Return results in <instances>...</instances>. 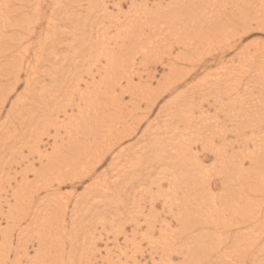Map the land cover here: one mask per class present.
I'll use <instances>...</instances> for the list:
<instances>
[{
	"label": "rangeland",
	"instance_id": "374dc122",
	"mask_svg": "<svg viewBox=\"0 0 264 264\" xmlns=\"http://www.w3.org/2000/svg\"><path fill=\"white\" fill-rule=\"evenodd\" d=\"M11 1L13 2V0ZM11 1L9 2L11 3L9 4L11 11H6L10 13L7 14L10 18L8 20V26H10V22L17 23L16 20L19 21L20 19L21 21L24 19L20 15V12H24L22 11L23 9H20L16 5L15 7H11ZM100 1L99 6V1L94 5L96 6L94 11L97 13H102L103 11L104 14L100 19L106 24L112 22V28L109 30L110 36L107 35L108 38L104 37L106 42L112 43L116 38V32L120 30L113 27L117 21L114 13L117 9L114 5L118 4L120 0ZM170 1L163 0V3L166 4ZM198 1L204 2V5L198 10L204 13V19L215 18L222 14L223 10L231 9L230 0H225L220 7L218 6V0H212L211 3L205 0ZM17 2L18 0H16V4ZM51 2V0H45L43 2V8L40 11V15L46 21L49 18V10L52 7L50 5L55 1L53 0ZM145 2L149 5L148 7L153 6L155 9L156 4L159 3L158 0H139L137 5L141 6ZM122 3L123 8L127 10L126 13L129 12L130 0H123ZM74 4L76 6L75 10L87 7L85 0H75ZM223 6H225V9H223ZM104 8H106L105 11ZM235 9L245 17H248L247 10L251 14L250 18L247 19L249 20L247 25L242 27L237 26L238 31L243 33V37L240 40L238 39L239 37H234L229 40L230 43L228 44V40L223 39L224 35L212 36L207 33V36L200 41V37H197V32L202 31V26H199L201 28L198 31H195V29L192 30L194 35L189 39L190 42L188 41L186 50L177 47V42L175 43L174 41V46L170 49L172 52L166 50L168 54L162 53L160 49H156V51L149 49L151 52L147 56L143 53V48L140 50L137 49L138 52L136 53L134 51L133 56L130 53V59H126L127 64L119 68L121 70L120 73H122L127 66H131L127 69L132 73V86H130L133 89L128 90V79L126 77H123V79H127L126 81L123 79L120 80L121 82L123 81L121 83L122 85H117L116 90L119 93L123 91L122 94H125L121 99V105H111L114 103L111 102L112 96L109 95L111 92L109 89L115 85L113 83L108 88L107 94H101L102 96H106V103L102 105H106L107 111L108 109L110 110L107 114L102 112V105L100 107L96 106L93 101L90 102L89 106L85 107L83 104L85 101L80 102L76 100L72 109L67 107L69 119L74 118H70L72 115L77 116L78 110L82 107L86 108V112H89L90 116H94L97 113L96 115L99 117L97 119L103 120L104 122L101 127L97 128L95 134L90 129L86 131V125L80 128L82 129L80 133H78L80 129L74 132V128L72 130L70 129L75 124V122H72L73 124L62 123L63 127L59 130L60 136L54 138V127L46 124L45 119L48 117L45 115L46 113L44 111L30 112L28 110L29 105H33L32 102L34 100L37 104H39V100L36 101L37 99L31 96L32 93L25 88V79L27 77L25 76L26 74H21L22 78L18 84L19 86L17 85L16 91L13 93L10 92L9 100L7 99L4 105L0 103V106L1 104L3 106L0 107V125L3 123L4 125H8L5 126L6 129L0 130V264H181L183 257L180 253L184 248L187 249V246L185 240L177 239V235H174L179 225L176 222L175 215H173L175 211L168 207L170 203L166 192L169 191L167 179L170 175L166 173V170L163 175L158 174V167L149 165L146 162L141 167L142 169L140 168L144 172H138L139 174L135 178V176L129 173L134 169L130 165L138 161L140 151L146 148L153 137L161 136L159 132L162 133L161 138L163 139L170 137V134L164 133L169 129L167 126L168 122L173 121L172 125L177 127V133L180 134L181 143L183 144L182 148L186 146L184 141L186 137L193 140L187 142V146L194 147V150L202 155L205 160L204 165H206L211 178V183L215 187L212 193L217 197H223L224 194L222 192L220 178L221 173L226 170L225 167L228 165L225 159L237 158L236 155L244 149L242 146L251 139L258 137V131L264 129V76L260 75L264 74V8L262 2L257 0L252 5H247L246 2H242ZM183 20L184 17L182 14L179 22ZM46 21L43 23L44 29L48 27ZM231 24L228 25L226 22L224 26L222 24V26L216 27V32L227 31L225 29ZM10 29L8 28V30ZM215 37L217 38L215 39ZM218 40H223V43L218 42ZM236 40H238L237 46L235 45ZM148 41H150L148 42V46H151L152 39L149 38ZM154 41L160 45L158 40L154 39ZM165 43L170 45L172 38L167 36ZM177 45L179 44L177 43ZM38 49L40 48L34 47L33 50H41ZM141 50L142 52H139ZM179 50L180 53L182 51V55H186V52L192 53V55L190 53L189 55H180L181 57L178 56L176 58V63L182 69L181 73H184L182 76L186 75V73L189 76L191 75L190 77L188 76L189 79L192 78L190 80V86H198L197 84L200 83L203 77L204 79L208 78V82H211L215 78L213 76L216 75L219 76L218 78H223L221 81H216L221 83L218 88L215 87L212 90V94H203V96L199 94L202 91L201 88L197 93H194L181 85L174 94L179 96L183 91L187 99V110L185 109L183 111L181 109L178 112L179 116L167 121V123L163 121L155 131L150 129V133L153 135L148 136L144 134V131L148 128L146 127L148 123L144 115H142V113L148 111L146 109L147 101L143 99L140 102V109L136 110L131 103L133 100L135 102L138 101L137 99H140V97L135 98L131 92L136 91V89H141L144 83H150L152 87L155 88L156 86L157 88L158 83L166 75H174L175 73H168V66L166 70L163 69L165 67L163 63L175 59L174 56L179 53ZM29 51L31 53L32 50ZM101 51L98 50V52ZM153 58H157V61H155L156 67L153 68L155 72L151 69ZM129 63L130 65H128ZM95 64L100 65V71L93 73L91 78H96V81L99 82L101 77L99 73H101L103 67L107 66V62L102 60L101 64L96 62ZM0 67L2 68V66ZM50 69L47 68L46 70ZM177 74L173 76V83L177 81L175 77ZM229 75L232 78L228 77ZM91 78L87 76L84 78L81 77V79L73 83L75 84L73 89L75 91H77V88L83 89L85 92L84 95L87 97L91 96L95 100L99 96V92L97 91L98 84H94L95 82ZM115 78H118V76ZM42 79L44 81L40 86L44 87V85L50 82L44 78ZM226 84L230 86L225 91L230 90L233 93L231 99L226 94H222L224 93ZM36 91L39 92L41 90L37 88ZM139 94L141 93L139 92ZM21 96H23V100L21 99L22 104L20 103V106H16L15 102ZM0 99H4V97L0 96ZM74 99H79V96L75 94ZM166 100H169V97L163 95L162 98L154 102L149 120L156 118L157 112L160 111L163 102L165 103ZM14 103L15 106H13ZM118 106L120 107L119 109H117ZM130 107L134 111L136 110L135 112L138 115L130 112ZM114 108L118 112L120 110L122 111L116 113L118 115L116 118L111 115ZM60 116L61 120L66 117L63 113ZM110 116L113 119H110ZM137 118H142L140 126H137ZM124 124L129 125L130 131L133 132L132 134L127 135V133H124ZM28 127L32 130L30 133L28 132L30 131L29 129L26 130ZM210 129L211 131L207 133ZM119 131L122 132L124 137L118 143V147L110 154L109 148L112 142L114 144L119 139ZM27 132L32 137L27 135ZM201 132L203 133L201 134ZM24 133H26L25 136ZM72 133H75L74 136H72ZM8 134H11L12 137L8 138ZM204 134H209L218 146H222L224 149L226 148L227 151L225 154L217 158H212L213 154L209 150H202L203 143L201 140L204 138ZM33 140L39 142L41 152L46 151L49 154H52L53 147L59 145L62 141L64 143H77L78 140L82 147L84 145L87 146L89 153L95 148L97 149L98 144L103 145V140L104 145L111 143L105 147L106 151L103 154L105 159L102 163L98 162L87 170H75L76 167L78 168L86 161V158L83 161H78L76 166L70 165L69 169L65 167L69 164L68 162L73 161V159L77 160L78 155L81 154L78 153L74 158L70 153L65 156L67 163L64 164L63 162L60 165V172H55L50 167H45L47 163L46 158L39 160L38 155L31 153L29 149L34 142ZM56 140L58 143H55ZM9 143L10 147L8 145ZM123 146L130 147L120 154ZM76 151L73 152L75 153ZM150 151L151 149L147 150L149 152L148 157L153 156L152 160L156 156L158 158V154ZM114 154L118 155L116 160L113 158ZM82 156H84V150ZM168 162L169 160H165L164 165ZM262 172H264V169ZM194 175H198L197 183H201V175L196 172H194ZM238 177L240 175L234 176V183H237L235 180ZM246 180L243 179V181ZM251 180H260L261 182V179L257 178ZM260 182L256 188L259 191H264V185ZM112 183L115 187H113V190H110V186H107ZM234 189L235 187H233ZM248 194L253 198L255 197L252 193ZM50 208L51 210H49ZM216 222L219 224L218 227L217 225L215 226V229L217 228L216 234H221V231L224 229L226 232L227 229H230V231L233 230V232L236 231L235 227L237 226L235 224L233 226H222L220 220ZM247 226L243 227V229H247ZM242 233L243 231L235 235L240 238ZM215 237L207 236L206 241L210 247L218 242ZM6 241H8L7 245L5 244ZM240 243L237 245H240ZM208 245L206 243L200 246L196 245L195 249L201 250L207 248ZM214 254L212 259L214 264H224L226 259L220 258L216 253ZM200 256L207 257L200 261V263L196 262L195 259H191L187 260L186 264H202L208 262L212 258V253H202ZM234 257L235 255L232 258ZM249 257L251 256L249 255Z\"/></svg>",
	"mask_w": 264,
	"mask_h": 264
},
{
	"label": "bare ground",
	"instance_id": "6f19581e",
	"mask_svg": "<svg viewBox=\"0 0 264 264\" xmlns=\"http://www.w3.org/2000/svg\"><path fill=\"white\" fill-rule=\"evenodd\" d=\"M10 1L11 0H0V66H2V68L0 67V79H3L0 80V96L4 97V99H0V103L4 105L7 102L10 92L13 93L16 91L17 85L22 78L21 74H26L25 76L27 78L25 79V88L32 93L31 96L36 98V101L39 100V104H37L34 100V102H32L33 105H29L30 107L28 110L30 112L44 111L46 113L45 115L48 116L45 119L46 124L54 127V138H58L60 136L59 130L61 127H63L62 123L71 124L72 122H75L74 126L71 128L69 127L71 130L74 128V132L78 131V129H80L83 125H86V131H89L90 129L94 134L97 132V128L101 127L104 122L103 120L101 121L97 119L99 118L96 115L97 113H95L94 116H90V113L86 112V108L82 107L78 110L77 116L72 115L70 118H74L69 119L67 107L72 109L74 103H76V100H79L80 102L85 101L83 103L85 107L89 106L91 101H93L96 106L100 107L103 103H106V96H102L101 94H107L108 88H110L113 83L115 85L109 89L111 91L109 95L112 96L111 102L114 103L111 105H121V99L125 94H122L123 91L122 93L121 91L120 93L117 92L116 86L123 82L120 81L123 79V77L128 79V90H133L131 88L132 73L129 72V69H127L131 66H127L122 71V73H120L121 70H119V68L127 64L126 59H130V53L133 56L134 51L137 53V49L140 50L143 48V53L147 56L150 54L149 52H151L149 49H153L155 51L156 49H160L162 53L168 54V50L172 52L170 49H172L174 46L173 41L179 44L177 45L176 43L177 47H181L183 50H186L188 41L190 42L189 39L194 35L192 30L195 29V31H198L201 28L199 26H202V31L200 30L197 32V37H200V41H202V39L207 36V33L211 34L212 36L224 35L223 39L228 40V44L230 43L229 40L234 37H239L238 39L240 40L243 37V33L238 31L237 26L242 27L247 25L249 21L247 19L250 18L251 14L249 13V10H247L248 17H245L244 15H241V13L237 11L235 7L238 8L242 2H246L247 5H252L257 2V0H230V10L225 9V6H223V9L225 10H223L222 14L212 19H204V13L198 11L201 6L204 5V2H199L198 0H171L166 4L163 3V0H158L159 3L156 4V9L153 6L148 7L149 5H147L146 2L140 6L137 5L139 0H130V5L128 7L130 10L127 13V10L123 8V0H120L118 4H113L117 9L114 12L117 21L115 20L116 23L113 25V27H115L117 30H120L116 32L115 40L112 43H108L104 40V37L108 38L107 35L110 36L109 30L112 28V22L106 24L102 19H100V17L104 14L103 11L102 13H97L94 11V9H96V6L94 5L99 1V6L101 2L100 0H85L87 7L81 8L79 10H75V0H54L55 2L51 0L53 3L51 2L52 5L50 6L52 7L49 10V18H47V21L42 17V15H40V11L43 8V2L45 0H18L17 4L16 0H13V2L11 1V7H15L16 5L20 9H23L22 11L24 12H20V15L24 19L21 21L20 19L19 21L16 20L17 23L10 22V26H8V20L10 18L7 16V14L10 13L6 11H11L9 6V4H11L9 3ZM102 1L104 2V0ZM205 1L211 3L212 0ZM260 1L262 2L264 8V0ZM224 2L225 0H218V6L220 7ZM105 10L106 8H104V11ZM31 11L34 12L31 13ZM182 14L184 20L179 22V18ZM45 21L48 25L46 29L43 28V23H45ZM226 22L228 25L232 23L230 26H228V28L225 29L227 31L216 32V27L218 28L219 26H222V24L224 26ZM8 28L11 29L8 30ZM167 36L172 38V45L165 43V38ZM149 38L152 39L151 46H148V42H150L148 41ZM216 38L217 37H215V39ZM154 39L158 40L160 45L156 43ZM237 41L238 40H236L235 43L236 46ZM218 42L223 43V40H218ZM34 47H39L41 50H33ZM107 49L111 51H108ZM29 50H32L31 53ZM98 50L103 51L98 52ZM139 52H142V50ZM121 53H125L126 55ZM186 53V55H189L191 52ZM180 55H182V51L180 53L179 50V53L174 56L175 59H168L169 61L163 63L165 66L163 69L166 70V67H169H167L168 73H178L177 76H175L177 81L173 83V76L175 74H168L162 79L161 82L158 83L157 88L156 86L155 88L152 87L150 83H144L141 89L137 90L136 87H134L136 91L131 92L135 98L140 97V99H137L138 101L135 102V100H133L131 103V105L136 110L140 109V102L143 99L147 101L146 109H148V111L142 113V115H144L148 123L146 127L149 129L147 128L144 131V134L148 136L153 135L150 133V129L155 131L159 125L163 123V121H166L167 123V121L179 116L178 112L181 111V109L183 111L186 109L187 99L183 91L179 96L174 94V92L181 85L182 87H185V89L188 88L194 93H197V91H199L201 88L202 91L199 94L203 96V94H212V90L215 87L218 88L221 83L216 81H221L223 78H218L219 76L216 75L213 76L215 78L211 82H208L207 80L209 79H204L203 77V79H201L203 81L200 80V83L197 84L198 86H190L189 84L192 78L189 79V77L191 75L189 76L186 73V75L182 76L184 73H181L182 69H180V65L176 63V58ZM156 59H152L151 69L153 71L155 70L153 68L156 67ZM102 60L107 62V66L103 67V70H101V73H99L101 77L99 82H97L96 78H91V76H93V73H98V71H100V65L95 64V62L101 64ZM130 63L128 65H130ZM47 68L51 69L46 70ZM133 71H135V69H133ZM260 75L264 76V74ZM86 76L90 77L95 82L94 84H98L97 91L99 92V96H97L95 100L91 96L87 97L84 95L85 92L83 89H78L77 87V91L73 89L75 85L73 83L78 79H81V77L84 78ZM117 76L119 79L115 78ZM240 76L243 77L242 75ZM178 77L182 78L178 79ZM228 77L232 78L231 75ZM42 78H44L46 81H50L48 84H46L47 86H40L44 81ZM126 78L123 80L126 81ZM229 86L230 85L227 84L225 85L224 93L222 94H226L231 99L233 97V93L230 90L225 91V89H229ZM37 88H40L41 91L37 92L39 90L38 89L36 91ZM32 90H35L37 93ZM139 92L141 94H139ZM131 93L129 94L131 95ZM75 94L79 96V99H74ZM163 95L166 97L168 96L169 100H166L165 103L163 102V106L160 108V111L157 112L156 118L149 120L154 102L162 98ZM21 99L23 100V96L16 100V106L22 102ZM15 103L13 106H15ZM101 107L104 114L110 112L109 109L107 111L106 105H102ZM119 108L120 107L118 106L117 109ZM130 108L129 111L136 114V110L134 111L132 108ZM117 109L114 108L113 113H111L114 118L118 117L116 113L122 112L121 110L118 112ZM62 113L65 114L66 117L65 119L61 120L60 114ZM112 116H110V119H113ZM137 119V126H140L142 118ZM172 123L173 121L168 122L167 126L169 129L164 133L170 134V137H166L164 139L161 138V132H159L161 136L153 137L147 144L146 148L140 151L138 161L135 164L132 163L130 165V167L134 169L129 173L136 178L139 174L138 172L143 171L140 170V168L143 167L147 162L149 165L158 167V174L163 175L164 171L166 170V173L170 175V177L167 179V187L169 188V191L166 192L168 201L170 203L168 207L175 211L173 215H175L176 222H178L179 225L178 230L174 235H177V239L185 240L187 246V249L184 248L181 250L182 252L180 254H182L181 256L183 257L181 264H186L187 260L191 259H195L196 262L200 263V261L207 257H202L200 255L207 252L212 253V258H210L208 262L202 264H214L212 261L213 256L215 255L214 253H216V255H218L220 258L222 257L226 259L224 264H248V262L249 264H264V227H262V225H264V191H259L256 188V186L259 185L260 180H251L254 178L261 179L260 183L264 185V172H262L264 169V129L262 131H258V137L251 139L248 141V143H245L242 146L244 149L241 151V153L236 155L237 158L233 157L225 159L228 165L225 167L226 170L221 173L220 178L222 192L224 195L223 197H217L212 193L215 187L214 184L211 183L208 170L206 165H204V158L194 150V147L187 146V142L193 141L187 137L184 139L186 146L182 148L183 144L181 143L182 141L180 134L177 133V127L173 126ZM5 126L8 125H4V123L1 124L0 130L6 129ZM31 128L33 127L31 126ZM27 129H29V127L26 128V130ZM123 130L124 133H127V135L133 133L130 131V127L127 124H124ZM31 131L32 130L28 132L30 133ZM37 131L39 132V130ZM81 131L82 129H80L78 133ZM210 131L211 129L208 130L207 133ZM29 133L27 135L31 136ZM202 133L203 132H201V134ZM25 134L26 133H24V136ZM74 134L72 136H74ZM121 134L122 132L119 131V139L114 144L112 142L109 148L110 154L118 147L120 140L123 139L124 135ZM29 136H27V138H29ZM203 136L204 138L201 140L203 143L202 150H209V152L213 154L212 158H217L225 154L227 149H224L222 146H218L216 141L212 140V136L209 134H204ZM9 137H12L11 134H8V138ZM78 137L76 138L78 139ZM55 143H58V141L56 140ZM77 143H64V141H62V143L59 145L54 146L52 154H49L46 153V151L41 152L39 142L34 141L29 150L31 153L38 155L39 160L46 158L47 163L45 167L48 166L55 172H60L59 167L61 164H63V162L64 164L67 163L65 159L66 155L71 153L75 158L78 153H81L78 155L77 160L73 159V161L68 162L69 164L65 167L69 168L70 165L76 166L78 161H83V159L87 158L85 162L75 169L83 171L93 167L98 162L102 163L104 161L105 156L103 154L106 151L105 147L111 142L107 143V145H104L103 140V145L98 144V148H95L90 153L87 150V146L84 145V142V144L82 143V145H84L83 147L81 144H79L78 140ZM8 145L10 147V143ZM76 145L77 147L75 148ZM129 147L130 146H123L122 150H120V154L123 153L124 150L129 149ZM150 149V152H155V154L159 155L158 158L156 156L154 160H152L153 156L148 157L149 152H147V150ZM72 150H77L75 152L76 155ZM83 150L84 156H82ZM117 157L118 155H113L115 160ZM165 160H169V162L164 165ZM246 165H248V167H246ZM194 172L201 175V183H197L198 175H194ZM236 175H240V177L236 178L235 181L237 183H234V176ZM243 179H247L248 181H243ZM109 186L110 190H113V187H115L113 183L107 187ZM233 187H235L234 190ZM248 193H252L255 197H251ZM49 210H51V208ZM217 220L222 222V226H233L235 224V226H237L235 227L236 231L233 232V230L230 231V229H227L226 232L224 229L221 231V234H216L217 228L215 229V226H219V224L216 222ZM245 226H247V229H243ZM241 231H243L242 236L238 238L235 234L241 233ZM207 236H211L212 238L216 236L215 239L218 242L210 247L206 241ZM239 242H241L240 245H237ZM205 243L208 245L207 248H203L201 250L195 249L196 245L200 246L201 244ZM5 244L7 245L8 241H6ZM233 255H235L234 258H232ZM249 255L251 257H249Z\"/></svg>",
	"mask_w": 264,
	"mask_h": 264
}]
</instances>
